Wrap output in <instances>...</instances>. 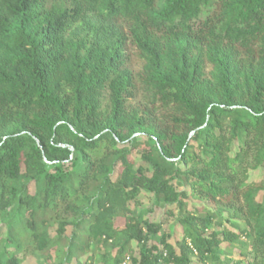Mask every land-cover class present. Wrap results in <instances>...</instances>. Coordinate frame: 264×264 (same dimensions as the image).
Listing matches in <instances>:
<instances>
[{"label": "trees", "instance_id": "obj_1", "mask_svg": "<svg viewBox=\"0 0 264 264\" xmlns=\"http://www.w3.org/2000/svg\"><path fill=\"white\" fill-rule=\"evenodd\" d=\"M127 255L264 264V0H0V264Z\"/></svg>", "mask_w": 264, "mask_h": 264}, {"label": "rangeland", "instance_id": "obj_2", "mask_svg": "<svg viewBox=\"0 0 264 264\" xmlns=\"http://www.w3.org/2000/svg\"><path fill=\"white\" fill-rule=\"evenodd\" d=\"M133 63L134 64H138V62H139V59H138V57L136 56V54H134L133 53ZM138 66V65H137ZM136 161H137V164H139V165H143V166H146V163L144 162V161H142V160H140L139 158H138V155H136ZM257 176H258V172H251L250 174H249V179H255V178H257ZM143 204H146V202H143ZM140 213H142V214H140V217H141V219L143 218V219H145V220H148V221H157V222H160V223H164V229H167V230H169V231H172V229H173V227H174V223H173V220H174V218L171 216V215H169L168 214V212H165L164 210H162V209H156L154 212H152V213H145V212H143V210L140 212ZM223 215H224V217H227V213L226 212H224L223 213ZM230 219V222H224L223 223V225H225V227H227V228H234L235 227V229H237V226H239V223H240V221L238 220V219H236V218H229ZM234 223V224H233ZM159 237H160V234L159 233H157V234H155V236H154V241L155 242H157V240L159 239ZM241 239L243 240L244 238L243 237H241ZM235 245H237V242L235 243ZM225 248L226 247H224V246H221V251H220V253H221V255L223 256V257H225V253H224V251H222V250H225ZM234 250L232 251V254L234 255L235 254V256L234 257H236V258H238L239 256H237L236 255V253H235V251H236V249L235 248H233ZM138 251V248L135 250V252H137ZM25 262V264H35V261L32 259V258H30V259H27L26 261H24ZM38 264H43L42 262H39ZM190 264H198V263H195L194 261L193 262H191Z\"/></svg>", "mask_w": 264, "mask_h": 264}, {"label": "built area", "instance_id": "obj_3", "mask_svg": "<svg viewBox=\"0 0 264 264\" xmlns=\"http://www.w3.org/2000/svg\"><path fill=\"white\" fill-rule=\"evenodd\" d=\"M121 264H130V256H125V258L122 260Z\"/></svg>", "mask_w": 264, "mask_h": 264}]
</instances>
